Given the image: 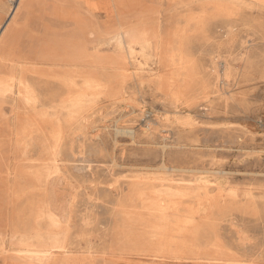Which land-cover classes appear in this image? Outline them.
<instances>
[{"label": "rangeland", "instance_id": "1", "mask_svg": "<svg viewBox=\"0 0 264 264\" xmlns=\"http://www.w3.org/2000/svg\"><path fill=\"white\" fill-rule=\"evenodd\" d=\"M57 4L77 67L0 65V264H264V0Z\"/></svg>", "mask_w": 264, "mask_h": 264}, {"label": "bare ground", "instance_id": "2", "mask_svg": "<svg viewBox=\"0 0 264 264\" xmlns=\"http://www.w3.org/2000/svg\"><path fill=\"white\" fill-rule=\"evenodd\" d=\"M10 1L12 5L13 0ZM62 1L64 0H53V8L48 9L45 4L36 6V4H32V0H19L13 13L14 19L7 24L0 35V65L16 59L17 63L26 67H35L42 72L52 73L69 71L77 67L76 64L81 58L80 55H88L86 43L79 47L76 45L74 37L68 34H63L64 38H57L56 41L51 42V36H59L65 24L78 22L70 10L67 11L58 6L57 2L62 3ZM1 13H3L2 16H5V11H1ZM56 21L57 23L54 24ZM19 31L24 40L23 46L14 41L15 35ZM3 75H0V91L7 96L15 95V79L10 78L5 73ZM41 94L40 96H42ZM57 124L59 123L57 122Z\"/></svg>", "mask_w": 264, "mask_h": 264}, {"label": "crops", "instance_id": "3", "mask_svg": "<svg viewBox=\"0 0 264 264\" xmlns=\"http://www.w3.org/2000/svg\"><path fill=\"white\" fill-rule=\"evenodd\" d=\"M47 43L49 42V41H46Z\"/></svg>", "mask_w": 264, "mask_h": 264}]
</instances>
